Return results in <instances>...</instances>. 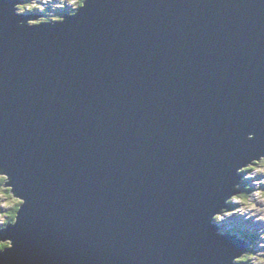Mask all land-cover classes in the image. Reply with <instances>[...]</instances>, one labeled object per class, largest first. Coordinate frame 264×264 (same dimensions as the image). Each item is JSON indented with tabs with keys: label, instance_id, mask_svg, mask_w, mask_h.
Segmentation results:
<instances>
[{
	"label": "water",
	"instance_id": "1",
	"mask_svg": "<svg viewBox=\"0 0 264 264\" xmlns=\"http://www.w3.org/2000/svg\"><path fill=\"white\" fill-rule=\"evenodd\" d=\"M0 0V264H238L221 232L264 157V0ZM249 164V165H248Z\"/></svg>",
	"mask_w": 264,
	"mask_h": 264
},
{
	"label": "rangeland",
	"instance_id": "2",
	"mask_svg": "<svg viewBox=\"0 0 264 264\" xmlns=\"http://www.w3.org/2000/svg\"><path fill=\"white\" fill-rule=\"evenodd\" d=\"M41 1L43 3L37 1L38 3H36L35 5L34 4L31 5L32 8L30 9L32 10L30 11L31 13L29 14H34V15L39 14L38 15L39 17H37L34 20L32 19L31 23H39L40 21L49 20L47 18L43 20L42 18L44 17V14L41 15L43 12L47 10V6H52L57 11L60 12L63 11L64 9L75 7V5L78 2V0H41ZM22 4L24 8L27 6L25 2H23ZM20 6L22 8V5ZM23 12H25V10ZM40 15L42 16V18H40ZM262 159L264 160V157ZM257 162H260V166L259 167L256 166V168L252 167V165L253 164L256 165ZM248 167L250 168L247 170L246 174L244 175V179L245 180L250 179V182L252 183V191L250 192V194L247 193L249 195L246 196L245 198L240 196L237 198L236 196L231 197L228 200L229 206L225 208L223 214L217 215L216 217L223 219L225 217L224 215H226L227 213L233 210V209L231 210L230 208L232 202L234 204H237L238 206L236 205L235 210H237V212H240L239 213L240 217L238 220L240 225L243 226L244 228L246 227L252 228L254 225H256L259 228V229L258 228L253 229V231L258 229L259 233L257 234V238H255L252 241L253 247L251 248V253L248 254V252H245L244 255H249L248 256L249 262L251 264H264V161L263 162L262 160L255 161L254 163L250 164V166ZM3 173L4 172L1 171L2 175H4ZM6 183H4V186L3 185L0 186V229L12 223V222L10 223L8 222V218L11 215L13 207L16 205L14 197H9V194L7 195V193L4 192V190L2 189L7 186ZM240 183L242 184L241 180ZM242 200H244L245 203L242 202ZM254 237H256V235H254ZM258 238H260L259 247L261 248L260 249L261 252H258L257 249H255L256 244L258 242ZM4 241L10 242L11 240L5 239ZM242 258L243 256L240 259Z\"/></svg>",
	"mask_w": 264,
	"mask_h": 264
},
{
	"label": "trees",
	"instance_id": "3",
	"mask_svg": "<svg viewBox=\"0 0 264 264\" xmlns=\"http://www.w3.org/2000/svg\"><path fill=\"white\" fill-rule=\"evenodd\" d=\"M29 1V0H28ZM83 1L84 0H78V2H77V7L79 8L82 4H83ZM75 8L76 7H70L69 9L67 8L66 10L68 11H74L75 10ZM55 11H56V13H54L53 14V17H61L62 16V14H63V11L61 12H59V11H57L55 8H53ZM20 10H25L26 11V9L24 8V7H22ZM76 11V10H75ZM65 13H68V12H65ZM52 19L50 16H46L45 15V17L43 18L44 20L45 19ZM264 160L262 159V162H263ZM250 166V165H249ZM256 166H260V162H257V164L255 165V164H253L252 165V167H254V168H256ZM249 169V168H248ZM247 169V170H248ZM7 176H5V175H2L1 173H0V186L1 185H3L4 186V183H6V181H7ZM3 190H4V192H6L7 193V195L9 194V197H14V199H15V203H16V205L13 207V209H12V212H11V215L9 216V218H8V222L10 223V222H13V221H15L16 220V217H17V214H18V209H19V207H20V204L22 203V199H19L18 197H16L15 196V194L12 192V190H11V187H9V186H6L5 188H2ZM244 189V191H248V192H251L252 191V183L250 182V179H248L246 182H243V184L241 185V190H243ZM244 193H246V192H244ZM241 194H242V192H241ZM248 194L246 193V196H247ZM241 196H243V198H245L246 196H244V195H241ZM242 202H244L245 203V201L244 200H242ZM238 206V205H237ZM217 220H219L218 219V217H217ZM243 237H245V238H247V239H252L251 238V236H246V235H244L243 233H240ZM254 240V239H253ZM10 243L11 242H6V241H0V250L1 249H4L5 247H8L9 245H10ZM250 247H253L252 245L250 246ZM238 264H249V257H248V255H243V258L242 259H238Z\"/></svg>",
	"mask_w": 264,
	"mask_h": 264
},
{
	"label": "bare ground",
	"instance_id": "4",
	"mask_svg": "<svg viewBox=\"0 0 264 264\" xmlns=\"http://www.w3.org/2000/svg\"><path fill=\"white\" fill-rule=\"evenodd\" d=\"M25 1H28V0H25ZM29 1H30V0H29ZM19 4L22 5L21 3H19ZM75 6H76V5H75ZM65 14H67V13H65ZM35 18H36V17H35ZM35 18H34V19H35ZM58 20H60V18H59ZM248 165H249V164H248ZM248 168H250V167H248V166H244L243 169H242V171H241V173H242V176H241V181H242V183H243L244 181H247V180L244 179V175L246 174ZM0 173H1V171H0ZM3 174H4V173H3ZM4 175L6 176V174H4ZM240 184H241V183L238 184V189H239V190H241V185H242V184H241V185H240ZM17 216H18V214H17ZM16 218H17V217H16ZM238 222H239V221H238ZM234 233H235V230H233V234H234ZM241 238L247 240V241L249 242V246H251L252 241H251L250 239H247V238H245V237H241ZM259 239H260V238H258V242H257V244H256L255 249H257L258 252H261V251H260L261 248L259 247ZM4 240H5V239H2V241H4ZM249 248H251V247H249ZM254 252H255V251H254ZM238 259H239V258H238Z\"/></svg>",
	"mask_w": 264,
	"mask_h": 264
},
{
	"label": "clouds",
	"instance_id": "5",
	"mask_svg": "<svg viewBox=\"0 0 264 264\" xmlns=\"http://www.w3.org/2000/svg\"><path fill=\"white\" fill-rule=\"evenodd\" d=\"M220 215V214H219ZM218 219L219 220H217V217H216V220H217V222L218 223H220V222H222L224 219H220L219 217H218ZM15 222V221H14ZM13 223V222H12ZM255 228V225L251 228V229H254ZM233 230H235V233H237V232H242L244 235H246V236H251V238L252 239H250L251 241H253V239H255V238H257V234L258 233H256V232H252L251 230H250V232L249 231H246V232H244V230L243 229H241V228H236V229H231L230 231L233 233ZM220 231L221 232H225V231H223L222 229H220ZM234 233V234H235ZM254 235H256V237H254ZM238 237H243L241 234L240 235H238ZM252 245V244H251ZM246 252H248V251H246ZM249 256V255H248ZM250 263V262H249ZM251 264V263H250Z\"/></svg>",
	"mask_w": 264,
	"mask_h": 264
},
{
	"label": "flooded vegetation",
	"instance_id": "6",
	"mask_svg": "<svg viewBox=\"0 0 264 264\" xmlns=\"http://www.w3.org/2000/svg\"><path fill=\"white\" fill-rule=\"evenodd\" d=\"M241 196V195H240Z\"/></svg>",
	"mask_w": 264,
	"mask_h": 264
}]
</instances>
